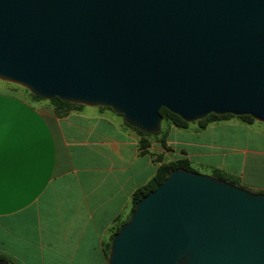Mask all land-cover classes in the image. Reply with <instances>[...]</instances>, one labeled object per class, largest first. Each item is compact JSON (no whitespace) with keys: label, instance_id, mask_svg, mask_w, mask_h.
I'll list each match as a JSON object with an SVG mask.
<instances>
[{"label":"water","instance_id":"water-1","mask_svg":"<svg viewBox=\"0 0 264 264\" xmlns=\"http://www.w3.org/2000/svg\"><path fill=\"white\" fill-rule=\"evenodd\" d=\"M0 81L111 108L150 135L162 108L264 124V0H0ZM106 264H264V192L174 169Z\"/></svg>","mask_w":264,"mask_h":264},{"label":"crops","instance_id":"crops-1","mask_svg":"<svg viewBox=\"0 0 264 264\" xmlns=\"http://www.w3.org/2000/svg\"><path fill=\"white\" fill-rule=\"evenodd\" d=\"M113 110L82 106L58 117L46 100L0 81V257L15 264H106L104 247L132 195L158 167L188 159L196 170L247 180L264 174V124L236 118L168 126L144 138Z\"/></svg>","mask_w":264,"mask_h":264},{"label":"trees","instance_id":"trees-1","mask_svg":"<svg viewBox=\"0 0 264 264\" xmlns=\"http://www.w3.org/2000/svg\"><path fill=\"white\" fill-rule=\"evenodd\" d=\"M19 87V86H17ZM26 92H28V94L33 97L36 100H45L39 96L33 95L31 94L28 90L25 89ZM49 101V103L52 105L56 115L58 117H64L67 116L73 109L78 108V107H82L83 105H78V104H72V103H68V102H64L62 100H60L59 98H54L51 100H46ZM101 108H106V107H101ZM111 109V108H108ZM112 110V109H111ZM160 114L163 118V121H167L169 123L170 126H174L180 129H185L187 127L190 126L191 123H187L185 122L183 119H181L178 115L168 111L166 108H162L160 110ZM120 115V114H119ZM122 116V115H121ZM123 117V116H122ZM230 118H237L243 122H247V123H253L256 122L252 117L250 116H234L231 114H225V115H216V114H209L205 119L203 120H199L196 122V124L199 126L200 129H204L206 128L208 125H210L211 123L214 122H219L225 119H230ZM125 125L131 129H133L134 131H136L137 133H139L142 136V140H141V144L140 147L142 150H145L146 147L149 146V143L147 140L143 139L144 138H149V137H157L158 135H160L162 133V129L153 135L144 133L136 128L131 127L130 125H128L125 122ZM177 168H183L189 171H195L192 169L191 167V163L188 159H179L176 161H172L170 163H166V164H162L158 167L156 174L154 175V177L144 186L140 187L139 189H137L134 194L132 195V206H131V211L130 213L136 208V205L138 203V201L144 197L145 195H147L148 193H150L151 191H153L157 185H159L160 183H162L167 176L170 174L171 171H173L174 169ZM219 172V175L221 176L222 173ZM216 174V171L214 172L213 175ZM223 176V175H222ZM217 177V176H216ZM231 181V180H229ZM231 183H234L233 181H231ZM242 187V186H240ZM245 188V187H242ZM246 189V188H245ZM129 215H127V217L125 219H117L115 222V225L112 227V235L110 237L109 242L105 245L104 250H105V255H106V259H108V255H109V251H110V243L111 240L113 238V236L118 233L120 227L129 220ZM0 259L12 264V262L8 259H4L1 258Z\"/></svg>","mask_w":264,"mask_h":264},{"label":"rangeland","instance_id":"rangeland-1","mask_svg":"<svg viewBox=\"0 0 264 264\" xmlns=\"http://www.w3.org/2000/svg\"><path fill=\"white\" fill-rule=\"evenodd\" d=\"M237 119V118H236ZM194 123H196V122H194ZM215 123V122H214ZM192 124V123H191ZM168 126H170L169 125V123L167 122V121H163V123H162V133L164 132V131H166V129H167V127ZM161 133V134H162ZM192 167V169L193 170H195L196 172H198V173H201L202 171H200V170H196L193 166H191ZM201 174H205V173H201ZM214 173H212V175L211 176H214V177H216V178H219V179H221V180H224V181H227V182H229V183H231V181H229V179L226 177V176H220L219 175V172H217L216 171V174L215 175H213ZM221 174V173H220ZM208 175V174H207ZM244 177L247 179V180H258V179H262V180H264V174L263 173H259V172H257V171H255V169H254V167H253V162L250 160L249 161V163H248V166H247V168H246V171H245V173H244ZM232 184H234V183H232ZM241 183L240 182H236L234 185H237V186H241L240 185ZM247 189V188H246ZM247 190H249V191H251V192H256V191H253V190H251V189H247ZM12 264H15V263H12Z\"/></svg>","mask_w":264,"mask_h":264}]
</instances>
